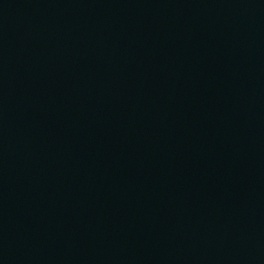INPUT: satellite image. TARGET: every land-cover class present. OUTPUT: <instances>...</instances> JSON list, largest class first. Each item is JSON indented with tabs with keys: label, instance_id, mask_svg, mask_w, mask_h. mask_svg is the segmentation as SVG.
Listing matches in <instances>:
<instances>
[{
	"label": "water",
	"instance_id": "1",
	"mask_svg": "<svg viewBox=\"0 0 264 264\" xmlns=\"http://www.w3.org/2000/svg\"><path fill=\"white\" fill-rule=\"evenodd\" d=\"M0 264H264V0H0Z\"/></svg>",
	"mask_w": 264,
	"mask_h": 264
}]
</instances>
